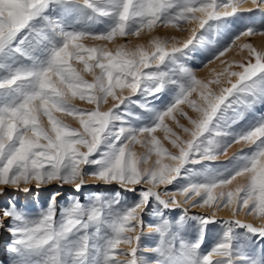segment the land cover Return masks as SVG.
Here are the masks:
<instances>
[{"label": "rangeland", "instance_id": "374dc122", "mask_svg": "<svg viewBox=\"0 0 264 264\" xmlns=\"http://www.w3.org/2000/svg\"><path fill=\"white\" fill-rule=\"evenodd\" d=\"M239 1L216 0V3L219 10L225 3ZM169 2L173 6L151 28L141 26L145 25L146 18L134 17L127 21L124 35L117 33L108 39L107 33L119 23L118 15L123 0H112V3L90 0L94 7L110 15H99L86 8L83 5L85 0H51L41 16L32 22L33 27L22 31L0 51V65L3 66L0 67V80L9 78L16 70H35L47 66L53 47H61L64 43L61 32L84 33L85 36L76 43H80L83 48L99 50L102 54L101 63H108L105 56L116 57L118 53H123L120 59L132 65V70L122 73L123 80L119 84L113 83L112 91L108 94L100 88H93L80 89L82 97L73 95L71 89L53 77L54 83L64 94L63 103L67 107L83 113H111L102 143L82 169L86 184L79 191L73 185L60 186L57 183L40 188L29 185L27 191L23 187H8L0 195V207L10 206L9 210L20 215L22 221L32 224L47 214L51 206L58 227L65 218L64 213L79 204L85 213L81 217L82 223L87 224V228L76 229L63 243L75 247L84 236L88 237L83 264H104L109 242L115 238L111 225L121 223L129 210L140 205L143 207L140 215L142 230L137 246V264H190L191 261L201 264L205 256L225 242L226 233L231 236L228 241L231 244L230 257L218 259L214 264H228L229 259L232 264H264V236L249 231L246 224L241 226L242 223H250L259 228L264 226V220L246 215L245 211L234 215L233 206L219 207L229 192L233 193L236 189L234 194H238L237 189L247 183L248 174L238 176L228 184L219 182L230 179L238 171L250 166L251 158L264 150V138L255 144H252L254 140L236 142L238 138L264 125V72L244 81H239L234 75L242 72L243 64L247 66L249 62H255L246 45L264 53V35L261 34L264 33V0H257L256 7L252 4L244 10L236 8L232 15L209 20L202 28L198 25L199 19L206 17H200L199 13L195 14L198 17L195 21L181 18L165 25L163 19L175 17L186 7L202 6L209 0ZM249 32L253 35H244ZM100 35L104 38H96ZM21 40L24 42L21 43ZM160 43L165 44L168 55L159 62L156 53ZM185 43L186 47L183 46ZM174 46L179 50L173 51ZM82 59L84 61L70 59L69 64L82 81L96 84L103 75L101 69L86 53ZM149 76L153 79H149ZM194 79L199 83L193 85ZM104 83L107 86L108 81L105 79ZM133 84L139 86L137 92L132 90ZM233 84L236 87L220 106L208 130L202 131L199 125L205 118L208 101L224 94ZM33 85L34 81L28 80L14 86H4L0 89V108L24 103V95L34 90ZM157 88L160 90L157 91ZM28 107L37 116V123L50 133L45 108L53 117L79 132L86 141H90L91 136L83 124L99 123L91 115L57 110L38 98L31 100ZM170 108H173L172 114L164 117L162 128H157L152 134H139L142 129L156 127L160 116ZM134 135L135 141L131 140ZM155 141H159L158 146L154 144ZM209 141H212L211 145ZM125 145L145 174L164 168L180 169V172L171 171L169 174L174 178L172 183L160 184L155 188L143 182L125 188L120 182H102L87 177L96 175L106 166L95 161L107 160L105 154L113 153ZM208 148H211L210 154L215 159L204 158ZM80 150L86 151L83 146H80ZM184 152H191L187 163L182 162ZM211 183H219L213 189V196L217 200L211 207L198 206L202 197L185 203V197L178 194L175 197L177 205L172 207L171 196L162 195L161 198L166 201L161 203L157 196L143 202L141 195L149 188L159 195L182 192L193 184ZM232 184L234 188H229ZM93 208L100 209V219L89 222L87 213ZM205 220L209 222L204 223ZM22 221L0 217V222L13 230L23 227ZM157 228L161 231H155ZM139 231L137 229L127 235L134 237ZM18 238L0 228V264H47L52 255L48 247L38 251L21 249L19 254L8 251L10 245L20 247L14 244ZM196 245L199 247H194ZM131 250V245L122 242L112 250L111 258L125 260L127 258L118 253ZM186 251L189 253L187 256L184 255ZM62 260L63 264H78L72 258Z\"/></svg>", "mask_w": 264, "mask_h": 264}, {"label": "snow or ice", "instance_id": "6c2138e0", "mask_svg": "<svg viewBox=\"0 0 264 264\" xmlns=\"http://www.w3.org/2000/svg\"><path fill=\"white\" fill-rule=\"evenodd\" d=\"M50 2L51 0H0V51L6 45L11 44L22 31L30 30L33 27L32 22L41 16ZM104 2L112 3V0H104ZM243 2L246 3L247 0H243ZM251 3L254 7L257 6V0H251ZM83 5L99 15H110L109 12L94 7L90 0H85ZM172 6V2H169V0H135V2L134 0H123L118 15L119 23L111 32L107 33V38L112 39L117 33L124 35L125 28L128 27L127 21L134 17L146 18L145 25L141 26L151 28L158 20L164 17V14ZM237 7H239L238 3H225L218 10L216 0H209L208 3L199 7H186L175 17H165L163 23L166 25L174 20L179 21L181 18L186 21H195L198 19L195 14L200 13L206 17V19H199V24L202 28L209 20L234 14ZM261 34L264 35V33ZM244 35L253 34L249 32ZM61 36L64 43L61 47H53L47 66L35 70H16L9 78L0 80V89L6 85L14 86L20 81H34V90L24 95V103L11 108H0V195H3L8 187L13 189L23 187L27 191L29 190V185L40 188L52 183H57L60 186L70 184L74 186L76 191H79L80 187L86 184V176L82 174V169L89 163V157L98 150L102 143L103 134L108 127L111 113L103 115L99 112L83 113L78 109L67 107L63 103L64 94L54 83L53 77H56L57 80L71 89L73 95L79 94L82 97L83 92L79 91L80 89L91 90L100 88L105 94H108L112 91L113 83L119 84L120 80H123L121 74L132 70L131 63L120 59L124 55L123 53H118L116 57L105 56L104 58L108 60V63H101L102 54L99 50L83 48L80 43H76L81 37L85 36L84 33L61 32ZM96 38H104V36L100 35ZM23 42L21 40V43ZM183 46L186 47L187 43ZM245 47L251 53V57L254 58L255 62H249L247 66L243 64L242 72L234 74L239 81L250 79L257 73L264 72V53L257 52L250 45ZM72 49H76V51L74 52ZM172 50L177 51L179 49L174 46ZM16 51L20 50L16 49ZM85 53L90 59L96 61V66L103 73L96 84H88L82 81L79 74L69 64V60L73 58L84 61L82 57ZM167 55L168 51L165 50V44H158L156 58H158L159 62L163 61ZM0 67L3 66L0 65ZM85 67L87 68L88 65L85 64ZM105 79L108 81L107 86L104 83ZM149 79H153V77L149 76ZM197 83L199 81L194 79L193 85ZM235 87L236 84H233L230 89L224 91V94L215 96L208 101L205 118L199 125L202 131L208 130V126L220 106L231 95ZM138 89V85H132L134 92H137ZM159 90L157 88V91ZM37 98L42 103H50L57 110L62 109L63 111L79 115H91L94 121L99 122L98 124L92 122L83 124L84 129L91 136V140H84L79 132L53 117L47 108L44 109V113L48 117L51 133L41 127L37 123V116H34L31 108L28 107L29 102ZM183 99L179 102H182ZM172 110L173 108H170L160 116L159 124L156 127L142 129L139 134H152L157 128H162L164 117L170 116ZM123 131L122 129L121 133ZM261 133H264V125L238 138L236 142L254 140L252 144H255L257 140L264 138V134ZM256 137L258 139H255ZM135 138L136 135L131 140L135 141ZM154 144L158 146L159 141H155ZM209 144L211 145L212 141H209ZM80 146H83L86 151L82 152ZM204 153L205 159H215V156L210 154L211 148H208ZM105 155L108 157L107 160H97L94 163L106 166L96 175L87 177L102 182H120L125 188L139 185L142 182L150 183L155 188L160 184L167 185L172 183L174 178L169 174L171 171L180 172V169L169 170L164 168L159 172L149 171L145 174L138 167L140 163L134 159L132 152L126 145L113 153ZM190 155L191 152L182 153V162L187 163ZM245 174H248L247 183L241 189H237L238 194L229 192L224 196L223 203L219 207L233 206L234 215L245 211L246 215H253L260 220H264V150L259 151L251 158L250 166L238 171L230 179L219 183H231L236 177ZM219 183L193 184L182 192L159 195L152 188H149L143 191L141 195L143 202H147L152 196H157L161 203L166 201V199L161 198L162 195L171 196L172 207L177 205L175 197L178 194L185 197L183 200L185 203L193 201L196 197H202V201L198 206L211 207L213 202L217 200V197L213 196V189ZM201 189H203V194H201ZM54 201L55 197H53ZM9 207H0V217L22 221L21 216L16 214L14 210L10 211ZM142 210V205L137 206L127 212L121 223L111 225L115 231V238L109 242V250L104 256V264H137L136 253L142 230V221L140 219ZM100 214L99 208H93L87 213V219L89 222L98 221ZM84 215L85 213L81 206L76 204L64 213L65 218L57 227L54 221L55 212L53 207L50 206L47 214L43 215L38 222L29 224L28 221H22L24 226L15 230L0 222V228L8 231L12 236L19 237L15 239L14 244L20 247L15 248L10 245L8 248L10 252L19 254L21 249L24 251H38L48 247L52 255L49 257L47 264H63L62 258H72L78 264H83V258L86 256L88 249V237L84 236L75 247L71 244L65 245L63 242L76 229L87 228V224L82 223L81 219ZM132 221H135V223H132ZM203 222L208 223L209 221L205 220ZM244 224L247 225L249 231L264 236V226L257 228L250 223H242L241 226H244ZM137 229H140V231L136 236L127 235V233ZM155 231H161V229L157 228ZM230 239V233H226L225 242L219 244L210 255L205 256L201 264H214L218 259L230 257L231 244L228 242ZM122 242L132 246L130 252L122 251L118 253V255L127 259H112V250L117 248ZM194 247H199V245ZM188 254L187 251L184 253L186 256ZM213 257L218 258L213 259ZM190 264H195V262L191 261ZM228 264H232L230 259Z\"/></svg>", "mask_w": 264, "mask_h": 264}, {"label": "bare ground", "instance_id": "6f19581e", "mask_svg": "<svg viewBox=\"0 0 264 264\" xmlns=\"http://www.w3.org/2000/svg\"><path fill=\"white\" fill-rule=\"evenodd\" d=\"M238 4H239V7H237L238 9H241V10H244V9H247V8H249L251 5H252V3H251V0H247V2L245 3V2H243V0H241V1H239V2H237ZM262 7L264 8V3H262ZM200 17H203L204 15H202V14H198ZM193 24H195L196 26H198V25H200V24H198L197 25V23H195V22H193ZM195 27V26H194ZM39 105V104H38ZM235 184H237L235 181H233ZM233 183V184H234ZM230 185L229 186V188H234L233 186L235 185ZM236 186V185H235ZM239 188V187H238ZM233 190V189H232ZM235 191H236V189H235ZM234 191V192H235ZM233 192V193H234ZM146 261V260H145Z\"/></svg>", "mask_w": 264, "mask_h": 264}, {"label": "clouds", "instance_id": "9594fccd", "mask_svg": "<svg viewBox=\"0 0 264 264\" xmlns=\"http://www.w3.org/2000/svg\"><path fill=\"white\" fill-rule=\"evenodd\" d=\"M261 134H264V133H261Z\"/></svg>", "mask_w": 264, "mask_h": 264}]
</instances>
